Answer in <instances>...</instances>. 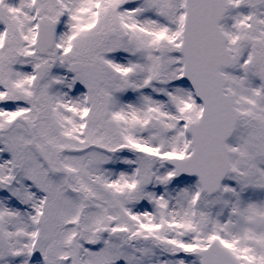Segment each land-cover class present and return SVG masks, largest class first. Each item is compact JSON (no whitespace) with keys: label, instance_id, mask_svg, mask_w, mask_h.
Returning <instances> with one entry per match:
<instances>
[{"label":"snow or ice","instance_id":"snow-or-ice-1","mask_svg":"<svg viewBox=\"0 0 264 264\" xmlns=\"http://www.w3.org/2000/svg\"><path fill=\"white\" fill-rule=\"evenodd\" d=\"M0 264H264V0H0Z\"/></svg>","mask_w":264,"mask_h":264}]
</instances>
